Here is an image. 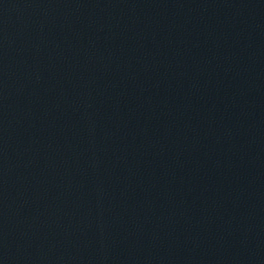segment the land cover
Wrapping results in <instances>:
<instances>
[{
    "label": "water",
    "instance_id": "1",
    "mask_svg": "<svg viewBox=\"0 0 264 264\" xmlns=\"http://www.w3.org/2000/svg\"><path fill=\"white\" fill-rule=\"evenodd\" d=\"M0 264H264V122L198 0H0Z\"/></svg>",
    "mask_w": 264,
    "mask_h": 264
}]
</instances>
